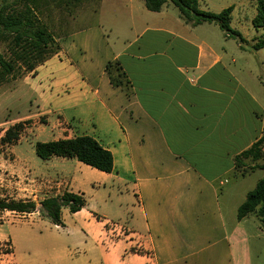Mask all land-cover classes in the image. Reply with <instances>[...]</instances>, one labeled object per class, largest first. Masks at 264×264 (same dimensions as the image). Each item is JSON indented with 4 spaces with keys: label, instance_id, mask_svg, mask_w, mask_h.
I'll list each match as a JSON object with an SVG mask.
<instances>
[{
    "label": "crops",
    "instance_id": "1",
    "mask_svg": "<svg viewBox=\"0 0 264 264\" xmlns=\"http://www.w3.org/2000/svg\"><path fill=\"white\" fill-rule=\"evenodd\" d=\"M198 1L205 12L233 8L231 27L255 44L257 0ZM90 4L73 19L84 21L57 38L58 54L10 91L26 85L24 118L45 117L53 141L94 138L113 154L114 169L46 160L38 188L83 194L86 205L63 208L64 227L45 215L11 224L20 228L0 239L13 248L0 264H264L260 220L238 219L264 175L251 190L237 187L263 170L241 177L235 169V158L264 134V89L234 75L221 36L217 45L200 32L211 23L194 26L169 5L152 12L142 0ZM112 61L121 63L129 93L111 85ZM109 223L124 234L112 238Z\"/></svg>",
    "mask_w": 264,
    "mask_h": 264
},
{
    "label": "trees",
    "instance_id": "2",
    "mask_svg": "<svg viewBox=\"0 0 264 264\" xmlns=\"http://www.w3.org/2000/svg\"><path fill=\"white\" fill-rule=\"evenodd\" d=\"M5 0H0V5ZM38 0H24L25 10L16 15L5 12L6 7L0 9V36L7 40L14 35L9 46L11 60L0 57V86L10 79H17L19 70L26 73H35L38 66L52 56L58 54L61 47L47 26L37 18L34 13ZM89 1V0H84ZM99 1V0H94ZM145 7L152 12H160L170 3L178 8L181 18L189 24L198 26L203 23H216L227 37L237 40L242 46L245 38L231 27L233 8H227L215 14L200 9L198 0H142ZM83 0H78V3ZM34 6V7H32ZM253 27L259 33L255 38L253 51L264 49V0H257V13L252 20ZM110 83L114 88H121L129 93L130 81L119 61H112L105 69ZM33 124L31 120L18 122L5 131L0 139L1 145H13L20 140V136ZM36 154L42 160L53 157L73 158L92 168L105 173H112L114 169L113 154L105 149L97 140L90 136H81L74 139H59L51 142L36 143ZM249 161L250 164L247 163ZM235 169L241 177L253 170L264 171V134L248 150L235 158ZM86 205L83 194L66 192L62 196L48 197L39 203V209L57 226L64 227L62 219L63 208H68L71 213L82 210ZM38 209L32 200H6L0 199V211H11L22 214L34 213ZM256 216L264 228V177L256 187L249 191L245 202L238 209V219ZM0 241V254H9L4 251Z\"/></svg>",
    "mask_w": 264,
    "mask_h": 264
},
{
    "label": "rangeland",
    "instance_id": "3",
    "mask_svg": "<svg viewBox=\"0 0 264 264\" xmlns=\"http://www.w3.org/2000/svg\"><path fill=\"white\" fill-rule=\"evenodd\" d=\"M90 1L78 3V0H38L34 13L41 23L45 24L51 34L55 38L66 34L73 27L81 24L84 19L76 18L80 13H84L86 5ZM89 2V3H88ZM94 3V2H92ZM31 5V4H30ZM6 7L5 12L10 15H16L25 10L24 0H5L1 3ZM32 6V5H31ZM34 7V6H32ZM93 10V4L89 5ZM172 13L180 14V11L173 4H169ZM95 20V19H94ZM212 28H207L205 32L211 38L219 37L223 43L224 50L228 56L236 61V68L233 69L234 75L246 86L251 89H264V49L259 54L253 51L250 44H245L243 48L235 39H227L226 34L219 28L216 23H211ZM2 29L0 28V33ZM250 32L256 34V30L250 27ZM213 34V35H212ZM14 35H10L7 40L0 36V57L11 60L10 42ZM32 75L24 70H19L18 78L10 79L4 85L0 86V139L4 136L5 131L18 122L31 120L33 124L26 128L20 136V140L13 145H1L0 143V199L6 200H32L37 206L48 197H53L54 193L40 190L38 188L45 171V161L36 154V143L51 142L54 140L52 129L43 126L45 117L38 116L36 118H24L31 110V101L29 97L24 96L23 90L29 89L26 85H16L15 92H11L15 85L14 81L24 76ZM34 74V73H33ZM264 175L263 171H257L249 176L245 181L237 185V187L251 190L254 188L258 180ZM236 182L232 179L229 185ZM91 196V195H89ZM60 197V195L58 196ZM44 216L39 209V213L22 214L11 211H0V239H7L8 235L14 228L11 224H21L24 222H35V217ZM40 216V217H41ZM4 251H12V243L10 240L1 241ZM5 253H1L3 255ZM12 254V253H9Z\"/></svg>",
    "mask_w": 264,
    "mask_h": 264
},
{
    "label": "built area",
    "instance_id": "4",
    "mask_svg": "<svg viewBox=\"0 0 264 264\" xmlns=\"http://www.w3.org/2000/svg\"><path fill=\"white\" fill-rule=\"evenodd\" d=\"M39 212V206H38V209L34 212ZM30 214H33V213H30ZM28 214V215H30ZM108 227H109V230L111 231V235H112V238H119L120 235L124 234V230L122 227H120L117 223H109L108 224ZM134 240H137L139 241L138 243H140L141 239L139 237H133Z\"/></svg>",
    "mask_w": 264,
    "mask_h": 264
}]
</instances>
